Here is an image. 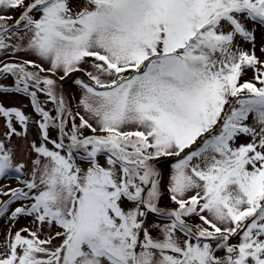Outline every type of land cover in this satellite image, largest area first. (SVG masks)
<instances>
[{"label": "snow or ice", "instance_id": "obj_1", "mask_svg": "<svg viewBox=\"0 0 264 264\" xmlns=\"http://www.w3.org/2000/svg\"><path fill=\"white\" fill-rule=\"evenodd\" d=\"M249 22L264 28V0H0V93L39 117L0 103V179L18 182L0 186V218H31L9 227L0 264H264Z\"/></svg>", "mask_w": 264, "mask_h": 264}, {"label": "rangeland", "instance_id": "obj_2", "mask_svg": "<svg viewBox=\"0 0 264 264\" xmlns=\"http://www.w3.org/2000/svg\"><path fill=\"white\" fill-rule=\"evenodd\" d=\"M249 27L255 28L254 36H255L256 54L257 56L264 58V52H261V48H264V28L255 26L251 22H249ZM241 46L249 51L252 49V44L250 42H242ZM21 58L36 59V57L34 56L25 57L24 54H21ZM5 59H7V57L0 55V60H5ZM254 75H255L254 70L247 69L243 79L252 80L254 78ZM10 80H11L10 77L8 78L0 77V82H3L6 85L9 83ZM61 83L63 84V90L65 91L66 94L69 95V97H73L78 94L76 86L74 85L71 79H67L66 83L65 82H61ZM40 95H41V100L43 101L44 99L43 94H40ZM0 103H4L8 106H23L24 110L26 111V114L31 115L33 117V120L39 119V117L31 109L30 101H29V98L27 97H24L19 94H13V93H9V94L0 93ZM71 103H72V107L75 108L77 104V100L72 99ZM45 107L48 109H51L52 105L49 103V104H46ZM81 112L83 114L82 109H81ZM3 131H4V120L3 118H0V133H3ZM36 135H37L36 125L31 124L29 128V134H28L27 140L23 138H19V137H13V145L15 146L17 158L22 157L24 159H27L29 157L30 152H29L28 144L31 142L32 139L36 137ZM49 147H51V145H49ZM171 163L173 162H168L165 165H161L165 173L164 175L165 184L167 183V177L170 174ZM0 186L16 187L18 186V182L15 178L0 179ZM6 198L7 197L0 196V201ZM165 200L167 201V197H165ZM167 202L170 203V201H167ZM19 203H20L19 201L15 202L12 207L14 208L15 206H18ZM9 227H12L13 231L19 230L22 227H31V218L21 216L17 219L14 226L10 225L7 219L0 218V246H2L5 241L6 234H7ZM232 242L236 243L237 241L233 240ZM0 250H2V248H0Z\"/></svg>", "mask_w": 264, "mask_h": 264}, {"label": "water", "instance_id": "obj_3", "mask_svg": "<svg viewBox=\"0 0 264 264\" xmlns=\"http://www.w3.org/2000/svg\"><path fill=\"white\" fill-rule=\"evenodd\" d=\"M168 162H173L171 159H168L166 162H164L162 165H165Z\"/></svg>", "mask_w": 264, "mask_h": 264}]
</instances>
